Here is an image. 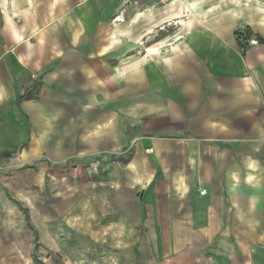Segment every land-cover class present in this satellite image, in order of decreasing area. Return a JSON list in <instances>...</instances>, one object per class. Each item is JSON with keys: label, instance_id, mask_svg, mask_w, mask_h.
I'll list each match as a JSON object with an SVG mask.
<instances>
[{"label": "crops", "instance_id": "obj_1", "mask_svg": "<svg viewBox=\"0 0 264 264\" xmlns=\"http://www.w3.org/2000/svg\"><path fill=\"white\" fill-rule=\"evenodd\" d=\"M0 264H264V0H0Z\"/></svg>", "mask_w": 264, "mask_h": 264}, {"label": "trees", "instance_id": "obj_2", "mask_svg": "<svg viewBox=\"0 0 264 264\" xmlns=\"http://www.w3.org/2000/svg\"><path fill=\"white\" fill-rule=\"evenodd\" d=\"M252 37V33L249 28H245L242 30H237L236 38L241 46L245 45V43Z\"/></svg>", "mask_w": 264, "mask_h": 264}, {"label": "built area", "instance_id": "obj_3", "mask_svg": "<svg viewBox=\"0 0 264 264\" xmlns=\"http://www.w3.org/2000/svg\"><path fill=\"white\" fill-rule=\"evenodd\" d=\"M164 2H168V1H176V0H163ZM241 30V29H239ZM259 44L258 40L256 38L251 37L246 43L245 45L241 46V48L245 51L247 48H249L250 46H257ZM151 151V150H150ZM206 192L204 191L202 194H205Z\"/></svg>", "mask_w": 264, "mask_h": 264}, {"label": "bare ground", "instance_id": "obj_4", "mask_svg": "<svg viewBox=\"0 0 264 264\" xmlns=\"http://www.w3.org/2000/svg\"><path fill=\"white\" fill-rule=\"evenodd\" d=\"M175 4V3H174ZM171 16H174V15H171Z\"/></svg>", "mask_w": 264, "mask_h": 264}]
</instances>
